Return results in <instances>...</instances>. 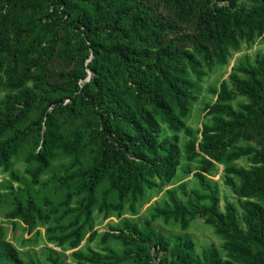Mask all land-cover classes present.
Here are the masks:
<instances>
[{
    "label": "rangeland",
    "instance_id": "rangeland-1",
    "mask_svg": "<svg viewBox=\"0 0 264 264\" xmlns=\"http://www.w3.org/2000/svg\"><path fill=\"white\" fill-rule=\"evenodd\" d=\"M264 6V0H235V8ZM207 8L228 7L226 0H0V118L16 121L21 130H27L28 136L20 152L13 158V168L24 178V182L11 181L8 172L0 168V223L4 226L6 240L13 244L22 256H31L43 264H50L48 256H59L63 264H76L71 256L72 249L67 244H56L49 240L46 227L53 226L50 221L37 222L35 228L28 231L18 220L12 222L6 214L13 208L16 198H24L31 193L37 203L47 210L44 199L58 202L62 198V188L53 178L65 174L66 166L72 155L61 148L55 151L47 171L40 175V183L30 184V176L25 172L27 163L25 154L31 150L32 130L44 115L54 114L62 123L60 133L65 139H72L78 133L81 141L77 144L81 167L91 165L97 154L101 139L96 136L106 118L114 125L133 133V128L122 115L129 111L138 116L139 110H151L150 103L139 96L133 81L143 79V71L150 65L158 75L175 79L181 75L193 82L185 125L195 131L199 141L203 125L211 126L212 120L207 114L206 105L215 101L211 88H218L223 80L243 60L244 56L253 61L256 54H264V32L256 34L246 41L233 30L223 40H203L212 53L205 59L203 54L194 50V38L202 41V25L198 14ZM229 8V7H228ZM233 9V8H232ZM85 21V24L81 23ZM123 29L124 33L122 32ZM155 29V35L151 30ZM98 34V35H97ZM96 45L91 48L89 45ZM119 46L127 47L133 62L140 67L139 74L130 75L125 69L123 56L117 52ZM224 53L225 62L215 57L217 47ZM178 50H187L201 63L204 74L196 79L185 60L177 56ZM102 67L108 75L101 85L90 82L95 75L93 67ZM240 79L245 75L238 72ZM146 85V83H145ZM130 87V88H129ZM145 89L149 88L145 86ZM237 113L246 117L237 145L250 151L231 161L238 169H262L256 151L264 141V115L242 95L230 101ZM15 117V118H14ZM159 117V139L177 134L180 145L187 139L182 131L174 132L166 127ZM45 119V118H44ZM12 129L11 131H13ZM181 159V165H185ZM192 170L184 173L176 169L170 181L154 178L157 185L144 187L132 211L128 204L117 213L110 211L107 216L96 209L92 213V230L95 237L88 240L90 231L84 229V235L78 249L87 252L88 248L102 251L99 238L104 231L121 226L123 221L143 225L155 206L167 201V189H175L179 198L185 201L178 189L184 183L187 189L198 188L193 173L199 167L198 159L190 162ZM224 165L215 163L207 177L218 187V209L226 220L234 219L239 229L246 231L241 218V202L250 200L264 209V197L246 196L241 193L239 177L233 176L234 187L223 183ZM106 186L102 183L97 192ZM77 198L71 199L70 206L77 205ZM207 201H201L206 203ZM69 214L66 219L70 220ZM64 224L67 220H64ZM152 226L166 237L181 234L193 241L194 249L200 254L201 246H214L222 261L231 264H264V248L251 241H237L235 235L217 233L215 227L204 217L194 218L186 229L178 222L161 218L151 220ZM117 239L106 243L116 253H123V246ZM103 252V251H102ZM171 259L168 253L158 252L154 262ZM117 264H128L122 260Z\"/></svg>",
    "mask_w": 264,
    "mask_h": 264
},
{
    "label": "trees",
    "instance_id": "trees-1",
    "mask_svg": "<svg viewBox=\"0 0 264 264\" xmlns=\"http://www.w3.org/2000/svg\"><path fill=\"white\" fill-rule=\"evenodd\" d=\"M228 7L219 8L217 12L207 8L198 14L199 24L205 30L202 41L194 38V50L203 54L205 59L211 58L212 53L203 40H223L233 30L239 37L249 41L255 32H264V6L250 8H235V0H226ZM256 2L258 0H250ZM233 8V9H232ZM81 23L85 24V21ZM124 33L123 29L121 28ZM155 35V29L151 30ZM98 35V34H97ZM96 49V45H89ZM118 54L123 56L125 69L130 75L139 74L141 70L133 57L135 49L128 51L127 47L119 46ZM177 56L186 61L196 79L204 74L201 63L187 50H178ZM218 62H225L224 53L220 46L215 53ZM95 75L89 79L101 85L108 78L102 67H93ZM245 75L240 79L237 73ZM137 94L146 99L151 110H139L138 116L129 111L122 115L133 128V133L123 127L114 125L107 118L98 128L96 136L101 139L97 154L88 167H81L77 144L81 141L78 133L72 139H65L60 128L62 123L54 114L47 113L39 117L40 121L32 130V148L25 156L27 163L25 172L30 176V184L40 183V175L48 170L51 160L55 157L57 148L71 154V162L65 168V174L54 177L62 188V198L53 202L44 199L47 210L37 203L31 193L24 198H16L13 208L6 214L12 222L23 223L28 231L35 228L37 222L51 220L53 226L46 227L49 240H55L59 245L64 243L72 249L71 256L76 264H117L126 260L128 264H156L154 257L158 252L168 253L171 259H160V264H231L222 261L214 246H201L200 254L194 249L193 241L181 234L166 237L156 230L151 220L161 218L167 222L172 219L186 229L196 217H204L210 222L217 233L235 235L237 241H251L264 248V209L250 200L241 202V218L246 231L239 229L234 219H228L218 209V187L207 177L215 163L224 165L225 179L223 183L234 187L233 176L239 177L238 189L246 196L257 195L264 197V166L262 169L242 170L231 164V161L247 154L250 150L236 144L242 127L247 122L246 117L237 113L230 101L237 96L247 97L251 104L260 109L264 115V54H256L253 61L244 56L243 60L230 73L228 80H223L218 88H211L215 101L206 105L212 125H203L198 141L195 131L185 125L193 82L181 75L175 79L158 75L150 65L143 71V79L133 81ZM146 83V85H145ZM145 86L149 89L146 90ZM130 88V87H129ZM158 116L166 127L174 132L182 131L187 139L180 145L178 135L159 139L160 125ZM15 118V117H14ZM45 118V119H44ZM14 129L13 131H11ZM28 136L27 130H21L16 121L0 118V168L8 172L11 181L24 182V178L13 168V158L20 152ZM259 160L264 163V141L256 151ZM181 159L186 163L181 165ZM198 159L199 167L193 173L197 179L198 188L187 189L184 183L178 184L180 193L185 201L179 198L175 189H167V201L162 206H155L149 214V219L143 225L123 221L121 226L104 231L100 238L102 251L88 248L87 252L78 249V243L83 238L84 229L88 228V240L95 237L92 230V213L96 209L107 216L110 211L120 213L126 204L133 211L137 199L143 195L144 187L152 188L157 185L154 178L170 181L178 167L188 174L192 167L190 162ZM106 182V186L97 192L98 187ZM77 198V205L70 206L71 199ZM201 201H207L201 203ZM72 216L66 219L68 215ZM67 220V223H63ZM111 239L119 240L123 253L119 255L106 243ZM50 264H63L59 256H48ZM0 264H43L31 256H22L18 249L6 240L4 226L0 223Z\"/></svg>",
    "mask_w": 264,
    "mask_h": 264
}]
</instances>
